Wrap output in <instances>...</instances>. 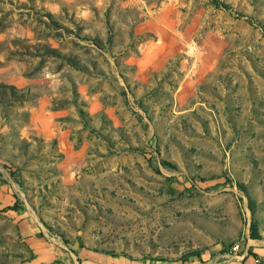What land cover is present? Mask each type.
<instances>
[{"label":"rangeland","instance_id":"rangeland-1","mask_svg":"<svg viewBox=\"0 0 264 264\" xmlns=\"http://www.w3.org/2000/svg\"><path fill=\"white\" fill-rule=\"evenodd\" d=\"M121 261L264 264V0H0V264Z\"/></svg>","mask_w":264,"mask_h":264},{"label":"built area","instance_id":"built-area-1","mask_svg":"<svg viewBox=\"0 0 264 264\" xmlns=\"http://www.w3.org/2000/svg\"><path fill=\"white\" fill-rule=\"evenodd\" d=\"M237 250H238V246L237 245H235V246H233L231 248V252H236Z\"/></svg>","mask_w":264,"mask_h":264},{"label":"crops","instance_id":"crops-1","mask_svg":"<svg viewBox=\"0 0 264 264\" xmlns=\"http://www.w3.org/2000/svg\"><path fill=\"white\" fill-rule=\"evenodd\" d=\"M120 264H134V263H130V262H127V261H121Z\"/></svg>","mask_w":264,"mask_h":264}]
</instances>
